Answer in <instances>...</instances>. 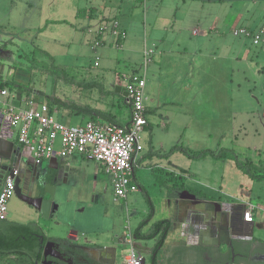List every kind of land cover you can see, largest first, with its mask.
<instances>
[{
    "label": "rangeland",
    "instance_id": "1",
    "mask_svg": "<svg viewBox=\"0 0 264 264\" xmlns=\"http://www.w3.org/2000/svg\"><path fill=\"white\" fill-rule=\"evenodd\" d=\"M78 1L79 7L85 5V0ZM70 2L74 3V0H0V43H5L11 52L6 54L8 58L0 54V74L5 77L8 69L10 78H14L16 73L30 74V92L18 95L20 100L25 101L34 97L45 101V93L62 99H77L81 89L66 82L65 76L76 78L82 73L88 77L98 76L105 84L104 90L108 91L101 93L98 88L87 90L85 100L99 110L115 109L120 113V100L110 91L115 75L135 69L144 73L145 55L142 51L151 47L150 38L153 37L145 36L144 40L140 27L138 51L134 53V60H130L127 58L130 53L126 52L128 38L121 49L108 45L110 36L96 31L99 22L87 26V20L82 17L75 19L66 9ZM58 15H66L67 21L47 22ZM263 21L264 15L257 17L252 24L254 29H258ZM132 32L128 28L126 35L130 36ZM96 36L103 38L105 44L93 49ZM203 41L209 43L207 39ZM224 41L236 46L237 52L232 53L230 58L211 54L201 56L202 67L198 68L190 65L195 56L191 54L175 55V62L166 55L167 62L162 66L154 60L149 62L148 56L144 98L150 92L155 96L157 111L156 116L151 118L159 124L157 139L165 144H182L192 151L205 148L232 151L234 158L215 160L206 157L197 162L178 153L180 167L187 160L190 162L189 166H185L189 167V175L184 182L221 190L219 195L226 200L223 202L245 204L238 202L244 200L258 205L253 237L264 243V180H252L234 163L236 158L251 161V167H264V38L255 45L250 37L227 32ZM245 50H248L246 55L242 52ZM96 56L99 58L98 66H94ZM54 66L62 67L65 75ZM187 81L193 82L191 88H186ZM62 110V115L59 113L55 118L67 125L81 124L80 117L63 115ZM121 110L120 116L124 120L127 118L126 107ZM166 121L169 123L167 127L163 126ZM42 166L43 162L39 167ZM151 166V162L138 166L137 179L153 203L152 220L179 219L180 210L176 201L172 200L170 205L166 203V188L161 180L158 181V171H152ZM76 167L67 174L60 172L53 182L54 201L58 208L49 219L37 218L33 205L19 198L18 188L8 203L9 217L34 219L42 230L53 236L61 233L66 226L84 229L87 238L116 248V264H121L123 256L131 249V243L135 242L145 257V263L149 264V248L154 243L153 239L119 242L148 213L144 191L138 188L128 193L126 198L115 199L109 183L104 190V182L109 180L107 176L93 178V161L79 158ZM173 239H182L179 224L173 225L169 231L165 244L167 249ZM169 249L171 257L175 258V251ZM74 252L75 249H69L70 254ZM168 253L166 249L161 252L159 260L165 259ZM191 253L187 248L181 252L178 264H189ZM13 258L12 255L0 256V262L14 263Z\"/></svg>",
    "mask_w": 264,
    "mask_h": 264
},
{
    "label": "crops",
    "instance_id": "2",
    "mask_svg": "<svg viewBox=\"0 0 264 264\" xmlns=\"http://www.w3.org/2000/svg\"><path fill=\"white\" fill-rule=\"evenodd\" d=\"M79 3L80 2L78 0H74V3L70 2L67 5L68 8L66 9L70 13H72V16L75 19L78 17H82L84 20H87V26L92 22L95 23L99 22L100 24L101 21L108 20L109 18L114 17L119 20L121 27L125 31L128 30V28H131L133 30L130 36L126 35L125 37V39L128 38L129 41L127 44L128 46L126 52L130 53L127 56V58H129L130 60H134L133 59L134 53L138 51V44L140 42V38L138 34L140 27H142L144 40H145V36L153 37L150 38L152 45L149 49H153V53L150 54L149 56L150 58L149 62L154 60L159 66H162L165 62H167L166 57H164L166 55L168 57L171 56L170 58L173 59V62L177 61V59H175V55L182 56L186 54H191L193 56L195 55L200 58L201 56H204L206 54L207 55L211 54L215 57L223 56L225 58L227 57L230 58L232 53L235 54L237 52V49L236 46L234 45L231 46V44L225 43L224 40L227 35V32L234 34V29L236 27H246L249 30H255L252 24H254L255 19L257 17L264 15V0H85L84 1L85 5L82 7H79L78 5ZM80 9L81 11L78 13V10ZM66 21H67L66 15H58L57 17L55 16L54 19H50L47 22H66ZM97 37L99 36H96L95 38ZM109 38L110 40L108 41V45L114 46L115 38L111 36ZM125 39L123 40L120 49L123 48ZM206 39L209 41V43L207 44L203 41ZM104 44H105V40H104ZM8 51H9L8 47L5 46V43H0V54H3L8 58L9 57L8 55H10L11 53L10 51L9 52ZM222 51L225 53L221 54ZM242 52H244V54L246 55L248 53V50ZM195 56L190 61V65L196 68L202 67L200 63L203 61L202 60L203 58H201L200 60V58L198 59V57ZM168 62L170 63V60ZM145 69L146 67L144 68V76H145ZM136 70L137 69L132 71H136ZM6 72L7 75L5 77L2 74H0L3 80H14L16 82H20L22 84L28 85L30 74L22 75L16 73L15 74L16 77L14 76V78H10L9 77L10 69L6 70ZM118 75L119 74L115 75L114 81L112 83V89L110 91L113 92L114 96L120 100V105H121V107L119 108L120 113H122L121 108L124 106L126 107L127 118L122 120L120 113L115 112V109L101 110V111L111 114L115 119V123L123 124L129 120L130 109L125 98V92L121 86L122 84L118 81L117 78ZM79 76L80 77H76V78L73 76L72 79H74L75 81H83V82L96 81L101 83L103 87L105 85L104 83L100 82L101 78H99L98 76L88 77V75L84 73L80 74ZM192 83L193 82L191 81L190 82L187 81L185 84L186 88L187 86H190L189 88H191ZM117 87H118V91L115 90V88ZM78 88L81 89V91L79 92L77 99H70V100L62 99L47 93L43 95L45 97L51 95L54 98H58L62 101H72L77 104L89 105L93 107L88 101L85 100L84 97L86 91L91 89H84L79 86ZM3 89H5L6 92L10 95L8 100L15 107L23 105V101H22L23 99L20 100L18 98V94L15 90L10 91L6 87H3ZM104 91L107 92L108 90H104ZM7 93L4 95L0 94V100H7L6 98ZM34 99L37 102L47 103L54 118L59 113L62 115L61 112L62 109H63L62 110L63 115L64 114L67 116L74 115V114H70L69 111L65 108L57 107V105L55 104L54 105L50 104L49 102H47L46 99L45 101L39 100L38 97H34ZM144 100H145L144 104L146 107L147 125L140 133L138 145L133 154L135 160V166L133 170L134 179L138 184L139 188L141 189L142 186L141 182L137 179V167L142 166L148 162H151L152 171L154 170L155 172L158 171L156 173L158 174V177L160 178L162 184L166 188L165 191L166 203L170 205L171 201L175 200L177 203V207L180 210L179 219L168 218L172 221V226L173 225L178 226L179 224V227L181 228V223L188 215L191 217V219L197 222L199 221L200 223L203 222L206 225L207 219L203 220V218L200 217L199 214L200 212L194 210L192 206L193 198L189 196L190 193L186 190L178 191L175 188H177L179 185H183L185 187H191L195 190L202 191L203 193L209 195L212 199L210 201L219 202V199H221L222 200L221 202H223L226 200L220 197L219 194H221V190H218L212 186L201 185V187H197V186L189 185L184 182L186 176L189 175L187 169L189 167H185V166H189L190 162H188L187 160V162H185L184 165L180 167L181 166L179 165L180 159L177 158V154L180 153L178 151L168 156L164 155L169 150V148L175 144L169 146L165 144L164 141L157 139L158 137L157 132H159L157 127L158 122L156 120H153V118H151V116H156V111H157V106H155V96L151 94V92L150 94L147 93L145 94ZM163 104H166V102H164ZM75 116L81 118V123L85 122L86 120H89L88 117H83L80 115H75ZM55 119L60 121L62 124L67 125L63 123L61 120L57 118ZM96 120H99V118ZM103 121L106 122L108 120H103ZM108 122H112V121H108ZM168 124L169 123L166 121L165 123H163V126L167 127ZM67 126H71V125H67ZM4 132L5 131L2 130V134L0 135L1 136L0 180L2 178V173L4 172L2 167L12 162L14 151L17 147H19L17 142L14 139L8 138L7 135L4 134ZM55 149L60 150L59 141L56 142ZM214 150H218V149H214ZM19 155H20V160L18 162L19 173L22 180L24 181V185H22L21 187L22 194L30 196V199L49 198V197L52 198V206L48 218H44L40 214L39 209L36 208L35 206H32V209H34V212L37 214V218L49 219L52 216V213L56 211L58 205L54 201L53 194L55 187L52 186L54 185L53 182L56 181L60 172L62 173L64 172L65 174H67L70 172V169L77 168L76 164L79 161V158L84 160H91L95 163L94 171L92 172L93 178L95 180L99 177V175H101L102 178H105V176H107L103 172L102 165L94 159H89L82 155L69 156L65 154H57L55 156H52L55 157L54 159H52L51 157L49 159L42 160L43 162L42 168L39 167L40 164L37 165L36 171L37 173H39V175L38 178H36L34 177V172H32V166L28 164L27 161L28 154L21 147H20ZM183 156L186 157L185 155ZM191 160L197 162L201 159L198 160L191 159ZM52 173H54L53 179L51 180V182H47L45 180V177ZM194 182L197 183V181ZM108 183L109 180L107 183L104 182V190L106 189ZM94 184H96V182H94ZM171 186H173V189H170ZM238 202L241 203L245 202V204H239V203H230V204L240 205V208H236L240 210L241 208H243L244 205L252 204L244 200H240ZM26 203L29 204L28 202ZM29 205L31 206V204ZM255 207L256 208L253 210V218H252L253 222H246V223H250L252 227V235L248 236V241L254 244L257 247V249H262L264 251V243H262L261 239L253 237L255 219L258 216L257 209H259L258 205H255ZM224 217H225L224 222L226 221L228 222L229 221L228 214L225 215ZM21 218L22 220L15 219L14 217H9V209H8V217L5 220L17 222V223H23V224L29 222L37 223L36 220L31 219L29 217H21ZM152 222L154 221L151 218L143 229L147 230ZM54 223L56 224L57 221H54ZM214 228L215 229H213L212 227H206L204 229H201L198 233L197 241L192 243L188 242L186 238L183 236L181 240L173 239L170 243L169 248L175 251L174 253L175 258L171 257L172 255L170 253V249L169 248L167 249V247L165 246L169 234L168 232L161 252L163 253V251L166 249L167 251H169V253L165 255L166 258L162 259V261L159 260V256H158V263L178 264L177 260L180 257L179 254L181 252L183 253V251L186 248L187 249L198 248V246H203L204 244L206 245L207 243H211V241L218 238L219 236L216 226H214ZM62 230L63 231L61 233H57V235L54 236L44 230L42 231L45 237H47L48 239L60 238L64 241L59 243L62 244L64 243L69 247V249L70 248L75 249L76 252H74L72 256L78 264H116L117 250L113 245L109 243H99L96 239L91 237L87 238L86 237L87 235L85 234L86 233L85 230L76 226H68V227L66 226ZM132 232L130 233L132 234ZM122 239L123 237L119 239L120 243L123 242ZM133 239L137 240L134 237ZM52 240L56 241L54 239ZM134 245L136 247L137 244L134 242ZM108 247L111 249L105 250V248ZM137 250L139 251V249ZM150 250L151 247L149 248V256H150Z\"/></svg>",
    "mask_w": 264,
    "mask_h": 264
},
{
    "label": "built area",
    "instance_id": "3",
    "mask_svg": "<svg viewBox=\"0 0 264 264\" xmlns=\"http://www.w3.org/2000/svg\"><path fill=\"white\" fill-rule=\"evenodd\" d=\"M99 34L107 33L115 38L114 46L120 48L126 37V31L121 27L117 18L103 20L98 25ZM234 34H243L258 44L264 38V23L255 30L246 27H236ZM104 40L97 37L93 40L92 48L103 45ZM144 68L149 61L148 56L153 49H144ZM98 56L94 65H98ZM122 84L125 98L130 109V117L126 123L86 120L78 125L67 126L56 120L48 105L35 99L22 100L23 105L15 107L8 99L5 89L0 94L7 93V100H0V113L3 114V131L8 138L14 139L19 147L30 156L33 165L37 167L42 160L57 154L82 155L94 159L102 165L103 172L109 177V184L115 199L126 198L127 194L137 191L139 186L134 179L135 160L133 154L137 148L140 133L147 125L146 107L144 104V73L132 71L118 75ZM5 122L8 126L6 127ZM15 128V129H14ZM16 130V131H15ZM59 141L60 150L55 149ZM5 172L0 184V220L8 217V203L15 189L18 187L19 168L11 162L4 165ZM255 205H244L243 213L246 222H253ZM206 228L203 222H197L188 215L181 223V235L190 243L197 241L198 233ZM129 234L123 236V242L133 241ZM130 251L123 256L121 264H143L144 256L131 243Z\"/></svg>",
    "mask_w": 264,
    "mask_h": 264
},
{
    "label": "trees",
    "instance_id": "4",
    "mask_svg": "<svg viewBox=\"0 0 264 264\" xmlns=\"http://www.w3.org/2000/svg\"><path fill=\"white\" fill-rule=\"evenodd\" d=\"M80 11L81 9L78 10V13ZM50 58L52 59V56H50ZM54 67L62 70L63 75H65L62 67L59 66H54ZM72 78H73L72 76L70 78L65 76V81L71 84H76L77 86L82 87L84 89L98 88L101 93L105 92L103 85L99 82L75 81ZM3 87L8 88V90L10 91L15 90L18 95H21L22 92H26V94L30 92V88L28 87V85L22 84L20 82H16L14 80H3L0 76V88ZM46 100L50 104L53 105L55 104L57 105V107H62L67 109L70 114L88 117L91 120H96L98 118H101L103 120L115 122V119L111 114L93 108L89 105H81L72 101H62L58 98H54L51 95L46 96ZM176 151L182 153L183 155H185L190 159H195V160L203 159L207 156L213 159L234 158L232 155V151L227 148H219L218 150L205 148L198 151H192L188 147L183 146L181 144H175L171 146L164 155L168 156ZM234 163L239 170L247 174L249 178H251L252 180H256V181L264 180V167H260L259 169L257 167H251L252 166L251 161L244 162L236 158ZM252 168H254V170H252ZM53 177H54V173L46 176L45 180L47 182H51ZM159 180L160 179H158V181ZM160 183L162 184L161 181ZM170 189H173V186H171ZM175 189H177L178 191L186 190L190 194H193L195 197L200 199L212 200L209 195L203 193L202 191L195 190L191 187H185L183 185H179ZM141 190L144 191L143 187H141ZM144 196L146 198V201L148 202L149 210L146 217L142 219L138 223V225L134 228L132 235L137 240L154 239V244L150 250L149 261L150 264H159L158 256L164 246L167 234L171 229L172 221L168 218L159 219L157 221L152 222L147 230H144L143 229L144 226L150 221V219L154 214L153 203L149 195L145 191H144ZM36 233H39L44 238H47L43 234L42 229L35 222H29L23 224V223L8 221L6 230L0 229V256L3 257L7 255H12L14 257L13 258L14 263H8V264L30 263V257L32 255L36 256L37 249L39 248L38 245L39 240L37 235L35 236ZM49 239H54L58 242L64 241L60 238H49Z\"/></svg>",
    "mask_w": 264,
    "mask_h": 264
},
{
    "label": "flooded vegetation",
    "instance_id": "5",
    "mask_svg": "<svg viewBox=\"0 0 264 264\" xmlns=\"http://www.w3.org/2000/svg\"><path fill=\"white\" fill-rule=\"evenodd\" d=\"M3 172V171H2ZM5 172L2 173V182ZM39 173L34 172V177ZM1 184V183H0ZM19 198L24 202L30 196L22 194L21 187L24 181L21 177L17 180ZM16 188V189H17ZM7 220H0V229L6 230ZM39 248L36 256L30 257V263L27 264H78L72 254L69 253V247L64 243L53 241L39 236ZM202 247V248H200ZM192 253L189 255V264H264V251L248 240H232L230 244L226 242L224 234L211 241V243L198 246V248H189Z\"/></svg>",
    "mask_w": 264,
    "mask_h": 264
},
{
    "label": "water",
    "instance_id": "6",
    "mask_svg": "<svg viewBox=\"0 0 264 264\" xmlns=\"http://www.w3.org/2000/svg\"><path fill=\"white\" fill-rule=\"evenodd\" d=\"M116 91H118V87L115 88ZM124 94V93H123ZM3 114L0 113V135L2 134V124H3ZM6 127L8 126L7 122H5ZM0 140H1V136H0ZM20 147H17L14 151V156L12 158V162L14 164H16L17 166L19 165L18 162L20 160ZM55 157H52V159H54ZM28 164L32 166V172H36V167L33 165V160L30 156H28L27 158ZM19 168V167H18ZM19 177L20 173H19ZM38 178V177H37ZM189 196H191L193 198L192 200V206L194 208V210H196L197 212L199 211L200 213V217L204 219H207V223H206V227H212L213 229L214 226H216L217 228V232H218V236L224 234L225 238H226V242L228 244L231 243L232 240L237 239V240H248V236H240V235H234L231 232V228H230V224L227 223H219L218 222V214H224L227 215L228 214V219L229 222L231 221L232 218V211L234 208H240V205H236V204H230V203H223V202H217V201H210V200H205V199H198L195 198L194 195L189 194ZM26 202H28L29 204L35 206L36 208L39 209L40 214L44 217V218H48L50 215V210H51V206H52V198H37V199H26ZM241 213L242 216L244 215L243 213V208H241ZM216 221V222H215ZM252 235V227H251V231H250V235ZM42 238V235H39ZM111 248H105V250H109ZM102 258V257H101ZM142 263L145 264V260H142ZM0 264H8V263H1Z\"/></svg>",
    "mask_w": 264,
    "mask_h": 264
},
{
    "label": "bare ground",
    "instance_id": "7",
    "mask_svg": "<svg viewBox=\"0 0 264 264\" xmlns=\"http://www.w3.org/2000/svg\"><path fill=\"white\" fill-rule=\"evenodd\" d=\"M234 208L232 211V218L231 221L228 223L230 224L231 232L234 235H240V236H249L251 231V225L250 223H246L244 215L242 216L241 210ZM224 214H218V222L219 223H227L224 222Z\"/></svg>",
    "mask_w": 264,
    "mask_h": 264
}]
</instances>
